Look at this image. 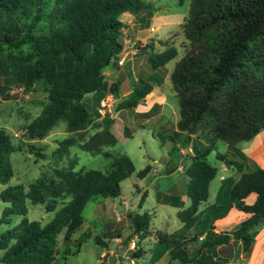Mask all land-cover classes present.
I'll return each instance as SVG.
<instances>
[{"label":"trees","instance_id":"obj_1","mask_svg":"<svg viewBox=\"0 0 264 264\" xmlns=\"http://www.w3.org/2000/svg\"><path fill=\"white\" fill-rule=\"evenodd\" d=\"M124 12H142L150 18L153 4L145 0H0V99H9L14 88L29 91L37 81L45 84L47 102L26 125L24 134L29 140L43 139L64 119L70 135L53 151L58 159L76 144L71 134L92 120L83 97L97 93L99 101L106 93H118V84L104 80L101 71L122 51L120 15ZM181 28L186 49L170 74L180 116L174 133L204 132L208 147L195 150L183 168L188 205L183 207L175 195L165 196L162 202L178 208L176 215L183 226L180 231L158 235V255L166 254L168 261L180 264H223L216 247L240 241L247 253L257 227L264 223V169L243 171L238 160H230V165L240 173L239 178L229 186H220L215 203L207 209L206 217L199 219V206L207 201L210 181L217 174V168L206 159L215 141H224L241 158L236 144L264 128V0H190ZM24 45H29L30 51L24 52ZM176 55L177 49L166 45L163 51L150 53L148 63L157 69ZM151 89L148 80L131 84L130 94L120 105L135 107ZM106 117L79 145L90 154L108 158V170L75 171V160H70L68 167L41 174L27 188L21 184L0 188V201L8 203L0 223L10 224L12 216H21L16 225L0 234L1 263L53 264L57 235L63 232V240H71L83 223L85 204L98 197L120 195V183L134 172V166L126 154L102 150L117 143L110 131L113 120ZM169 138L174 139L173 135ZM14 150L9 134L0 128V187L13 176L10 154ZM215 156L220 161L227 157L220 152ZM149 169L145 166L137 177L144 178ZM250 193H255L256 199L246 204L244 198ZM144 197L142 194L140 203ZM58 203L62 206L56 210ZM28 204H42L54 215L45 223L29 220ZM231 207L249 216L228 232H214L213 221ZM213 209L221 212L212 215ZM128 217L129 237L144 239L151 215L135 212ZM197 224L201 229L186 237L185 232ZM95 240L105 245L99 238ZM81 241L74 251L66 246L63 256L77 253ZM197 241V248L189 252L188 244Z\"/></svg>","mask_w":264,"mask_h":264},{"label":"rangeland","instance_id":"obj_2","mask_svg":"<svg viewBox=\"0 0 264 264\" xmlns=\"http://www.w3.org/2000/svg\"><path fill=\"white\" fill-rule=\"evenodd\" d=\"M153 4L151 17L144 13L136 14L137 24L135 30L139 31V38L142 40L138 53L141 55V61L144 64L140 73L144 76L147 73H155L154 77L163 78L162 89L167 97V105L162 110V116L159 118L154 112L146 121L143 117L134 118L131 110H120L121 105L113 101L108 95H103L101 99L112 102L111 117L106 118L116 120L113 127L117 143L114 146H105L102 150L111 154H126L132 161L134 172L120 183L121 193L115 198H95L89 200L83 210V223L71 237V240H63V232L57 235V255L53 264H180L177 261H168L166 254L158 255L157 237L164 231L173 232L181 228L182 223L178 219L177 208L162 203L165 196L185 195L186 176L183 168L188 163L190 156L195 150L203 151L208 147V135L204 132L196 134L174 133L177 131L174 123L179 120L178 98L173 90L167 87L171 84L170 74L173 71L176 62L184 55L186 39L181 25L188 14L190 0H145ZM137 31V32H138ZM148 33L149 37L143 35ZM122 32L120 39L125 40ZM137 36L133 37V39ZM166 45H172L177 49V55L163 65L159 71L150 67L147 62V55L150 53L161 52ZM137 45L134 44L135 48ZM129 49V48H128ZM24 52L30 51L29 45L22 47ZM12 96L9 99H0V128H4L9 134L15 150L10 154L13 176L0 188L7 185L21 184L25 188L41 174L50 175L53 168H66L70 160H75L73 169L78 170H108L109 160L102 154H90L80 148L83 143L102 123L98 113L99 101L93 102L84 100V104L91 111V122L83 129L74 132L76 144L69 149V154L61 159L53 156L58 142L70 135L66 129V121L59 119L49 134L43 139L30 141L24 134L26 125L39 115L42 107L46 104L45 84L37 81L29 91L23 88H14L11 91ZM156 115V116H155ZM144 121V122H143ZM178 122V121H177ZM140 123H142L140 125ZM130 130V134H123V127ZM90 128L93 129L91 132ZM156 134V136H155ZM173 135L174 139L169 136ZM179 148H183V153H179ZM190 148V149H189ZM226 143L222 140H216L213 149L207 155L209 164L217 168V174L210 181L209 196L207 201H213L217 188L221 184L220 176L224 175L223 184L229 186L233 181L232 177L238 174L236 169H230L227 172L220 170V161L216 158L217 152L226 153ZM238 157L227 153V160H233ZM150 169L144 178L137 177V173L145 166ZM180 166L175 171V166ZM174 171V172H173ZM170 172V173H168ZM232 178V179H231ZM142 194H145L143 202L140 203ZM188 202L185 203L187 205ZM204 203V202H203ZM202 203V204H203ZM141 205V206H140ZM8 203L0 201V217ZM62 206L58 203L57 209ZM140 206V207H139ZM148 212L151 215L149 233L144 239H138L136 236L129 237L131 234L130 213ZM221 210H212V215L220 213ZM54 215V211H46L42 204H28L26 217L29 220H37L45 223ZM203 214L200 213L201 220ZM210 218V216H208ZM21 216L14 215L10 219V224L0 223V234L6 229L16 225ZM201 227L197 224L191 233L199 231ZM96 238L104 242L105 245L96 242ZM202 239V238H201ZM198 238V241L201 240ZM82 240L77 253H71L63 256L66 246L71 251L76 250V243ZM198 241L194 242L188 251L195 250ZM115 242L116 245L112 246ZM131 242H134L132 245ZM104 256L115 257L116 261L110 263L103 260ZM141 252L140 257L135 254ZM1 254V250H0ZM0 264H3L0 262Z\"/></svg>","mask_w":264,"mask_h":264},{"label":"crops","instance_id":"obj_3","mask_svg":"<svg viewBox=\"0 0 264 264\" xmlns=\"http://www.w3.org/2000/svg\"><path fill=\"white\" fill-rule=\"evenodd\" d=\"M153 18L154 16L151 17V19ZM120 20L123 22L122 32L126 31V33L124 34V37L126 36L125 40L122 41L121 39H119L123 46L122 51L118 54V57L116 60H114L113 62L103 67L101 71L104 80H106L109 83L116 82L118 84V93L117 95H112L109 93H106V94H108L113 99L114 102L120 104L130 94L131 84L141 79L148 80V82L152 85L151 91L143 99H141L140 102L135 107L123 108L121 106L120 110L121 111L131 110L132 113L134 114V118L143 117V120L145 121L150 116H152V115H149L151 114V112H154L157 115V117L160 118L162 116L161 112L164 106L167 105V97L165 95V91H163V89L161 88L162 87L161 85L163 83V78L154 77L155 73H152V72L147 73V75H144V76L140 73V70L142 69L144 64L141 61L140 53H138L137 51L139 50V47L142 46V44H140L142 40L138 37L139 36L138 34L140 32L138 30H137L138 32L135 30V25L138 22L136 18V14L124 12L120 15ZM136 33H137V36L133 39ZM141 33L149 37L148 33L145 34L144 31H142ZM134 44L137 45L135 48L133 47ZM120 58L123 60V64L121 66H118L116 62ZM147 62H148V55H147ZM161 67L154 69V70L159 71ZM167 88L169 90H173L172 87H170V85H168ZM97 96H98L97 93H88L83 97V101L90 100V101L95 102ZM177 121L174 123V125L177 124ZM115 122L116 120L113 118V123L111 124V127H110V131L113 134H114L113 127L115 125ZM141 124L142 123H140V125ZM90 130L91 132L93 131L92 128H90ZM174 131L176 130L174 129ZM126 133L130 134V130L126 127V125H124L123 134L126 135ZM226 147H227V151L224 154L227 155V153L230 151L231 155H235L234 152L228 148L227 144H226ZM236 148L239 150V152L242 154L243 157L238 158V159L235 158L233 160H238L243 163V171H251L257 167L264 169V128L261 129L250 140L238 142L236 144ZM183 151H184L183 148H179L178 150L180 154L183 153ZM179 169H180V166L177 165L175 171H178ZM230 169L233 170L235 168L231 166ZM220 170L222 172H227L229 170V167H227L225 164H221ZM239 176H240V173L238 172V174H235V177H232L233 179L232 178L231 179L233 181H236L239 178ZM225 178L227 177L224 175L220 176L221 184L217 188L216 194L214 196V200L210 202L206 201L199 206V212L200 213L202 212L203 218H205L207 215L206 214L207 209L213 203H215L217 199V195L219 193V188L223 184V181ZM180 199L181 201H183V207H186L188 205V203L187 205H185V203L188 202L186 195L180 196ZM255 199H256V194L250 193L244 198V202L246 204H252L254 203ZM248 216H249L248 213L237 210L235 207H231L228 209V211L223 217L217 218L213 221L212 223V225L214 226L213 230L214 232H217V233L218 232H228L234 229L238 223L246 219ZM182 226L177 231H180L182 229ZM193 229L194 227H191L189 230L185 232L186 237L189 238L196 233L194 231V233L191 236L187 234V233H191ZM163 233L169 234L172 232L164 231ZM201 238H203V235L199 236V239ZM112 243H114L112 246L116 245L115 242H112ZM192 244L193 243L188 244L187 249H189V247H191ZM215 251H216L217 258L224 261L223 264H264V223L260 224L257 227L256 233L254 236V241H253V244L249 252L247 253L243 252L242 244L240 241H231L227 245L217 246ZM104 254L105 252H101V256L104 257Z\"/></svg>","mask_w":264,"mask_h":264},{"label":"built area","instance_id":"obj_4","mask_svg":"<svg viewBox=\"0 0 264 264\" xmlns=\"http://www.w3.org/2000/svg\"><path fill=\"white\" fill-rule=\"evenodd\" d=\"M117 65L121 66L123 64V60L120 58L117 60ZM112 107V102L110 100L106 99H101L99 101V106H98V113L100 114L101 118H104L105 116H110L111 117V110ZM132 245H134V242H131Z\"/></svg>","mask_w":264,"mask_h":264},{"label":"water","instance_id":"obj_5","mask_svg":"<svg viewBox=\"0 0 264 264\" xmlns=\"http://www.w3.org/2000/svg\"><path fill=\"white\" fill-rule=\"evenodd\" d=\"M230 161L227 159H224V164H229ZM103 260H107L110 263H114L116 261L115 257H108L107 255L103 257Z\"/></svg>","mask_w":264,"mask_h":264}]
</instances>
